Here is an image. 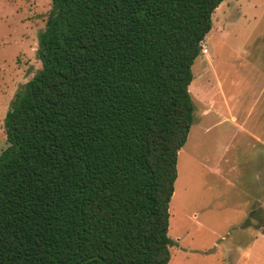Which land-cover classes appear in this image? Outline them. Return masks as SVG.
<instances>
[{"label": "trees", "instance_id": "obj_1", "mask_svg": "<svg viewBox=\"0 0 264 264\" xmlns=\"http://www.w3.org/2000/svg\"><path fill=\"white\" fill-rule=\"evenodd\" d=\"M223 0H51L0 151V264H168L192 65Z\"/></svg>", "mask_w": 264, "mask_h": 264}, {"label": "rangeland", "instance_id": "obj_2", "mask_svg": "<svg viewBox=\"0 0 264 264\" xmlns=\"http://www.w3.org/2000/svg\"><path fill=\"white\" fill-rule=\"evenodd\" d=\"M50 8L51 0H0V151L11 101L41 67L37 33ZM211 18L192 65L193 123L178 151L168 264H239L246 193L257 195L247 213L264 215V156L260 166L255 137L260 114L264 135V0H223ZM251 225L257 230L260 222Z\"/></svg>", "mask_w": 264, "mask_h": 264}, {"label": "crops", "instance_id": "obj_3", "mask_svg": "<svg viewBox=\"0 0 264 264\" xmlns=\"http://www.w3.org/2000/svg\"><path fill=\"white\" fill-rule=\"evenodd\" d=\"M264 54V51L261 52ZM260 56H263L262 54ZM262 73L260 74L261 76V86H260V99H262L264 95V70L261 67ZM260 101V100H259ZM258 101V102H259ZM262 114L256 118L257 122L260 125V131H259V136H255L256 140L258 141L260 145V151H259V156L258 159H260L259 165L261 166V159L264 156V135L262 133L263 131V120H262ZM259 166V178L261 176V169ZM218 171V170H217ZM215 171V173L217 172ZM221 171V170H220ZM253 193V194H252ZM256 192L253 190L249 191V193H246L245 195V201H244V214L243 222L247 223L246 227L244 228V234H245V240L243 242V246H238L237 249L239 250V264H264V215L262 214L260 218H258V215L256 212L253 210H250L249 213H247V205H248V199L252 200L253 197L257 196L255 195ZM262 199V195H259ZM262 205V204H261ZM253 219H257L260 222V225L257 230H251V222H253ZM250 227V231L248 232V228ZM249 234V235H248ZM249 238V239H248ZM248 239V240H247ZM230 264V263H229Z\"/></svg>", "mask_w": 264, "mask_h": 264}]
</instances>
